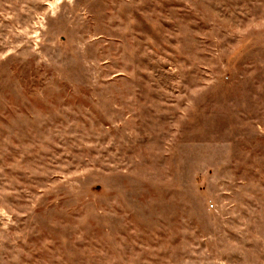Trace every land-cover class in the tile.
<instances>
[{
  "label": "rangeland",
  "instance_id": "1",
  "mask_svg": "<svg viewBox=\"0 0 264 264\" xmlns=\"http://www.w3.org/2000/svg\"><path fill=\"white\" fill-rule=\"evenodd\" d=\"M0 264H264V0H0Z\"/></svg>",
  "mask_w": 264,
  "mask_h": 264
}]
</instances>
